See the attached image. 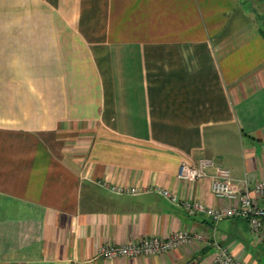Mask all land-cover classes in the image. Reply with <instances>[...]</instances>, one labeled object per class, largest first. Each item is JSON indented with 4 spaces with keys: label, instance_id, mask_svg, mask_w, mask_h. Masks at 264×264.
Instances as JSON below:
<instances>
[{
    "label": "crops",
    "instance_id": "obj_1",
    "mask_svg": "<svg viewBox=\"0 0 264 264\" xmlns=\"http://www.w3.org/2000/svg\"><path fill=\"white\" fill-rule=\"evenodd\" d=\"M255 0H0V264H213L216 244L264 264L246 220L213 224L157 185L222 208L211 159L264 178V37ZM200 233L168 252L105 259V245ZM200 258V259H198Z\"/></svg>",
    "mask_w": 264,
    "mask_h": 264
},
{
    "label": "built area",
    "instance_id": "obj_2",
    "mask_svg": "<svg viewBox=\"0 0 264 264\" xmlns=\"http://www.w3.org/2000/svg\"><path fill=\"white\" fill-rule=\"evenodd\" d=\"M178 179L189 182L209 183L211 193L227 202H236V205H227L215 208L201 200H180L170 190L157 185L139 187H124L103 182L101 185L116 194H143L156 193L172 205L181 206L189 215L201 214L213 224L231 219L241 218L247 221L251 236L264 248V178L253 185L246 177L242 179V189L237 191L232 185V178L227 168L218 166L211 159L201 158L196 164H182L177 173ZM205 241L200 233L190 234L186 231L171 232L163 237L149 236L131 241L123 245H105L100 256L113 259L123 256H149L168 252L189 242ZM213 264H243L240 257L230 254L228 248L216 244Z\"/></svg>",
    "mask_w": 264,
    "mask_h": 264
},
{
    "label": "rangeland",
    "instance_id": "obj_3",
    "mask_svg": "<svg viewBox=\"0 0 264 264\" xmlns=\"http://www.w3.org/2000/svg\"><path fill=\"white\" fill-rule=\"evenodd\" d=\"M261 9H264V6L262 4V6L260 8H258V5H257V9L254 10L255 13H256V16L258 15V23L260 25V27L262 28L263 32H264V11L262 12Z\"/></svg>",
    "mask_w": 264,
    "mask_h": 264
},
{
    "label": "trees",
    "instance_id": "obj_4",
    "mask_svg": "<svg viewBox=\"0 0 264 264\" xmlns=\"http://www.w3.org/2000/svg\"><path fill=\"white\" fill-rule=\"evenodd\" d=\"M255 4H256V7H257V5H258V8H260L261 6H262V4H263V6H264V0H255ZM264 11V9H261V11ZM262 11V12H263ZM260 33H261V35L264 37V32H263V30H262V28H260Z\"/></svg>",
    "mask_w": 264,
    "mask_h": 264
},
{
    "label": "water",
    "instance_id": "obj_5",
    "mask_svg": "<svg viewBox=\"0 0 264 264\" xmlns=\"http://www.w3.org/2000/svg\"><path fill=\"white\" fill-rule=\"evenodd\" d=\"M198 259H200V258H198ZM196 262H197V260H196V261H193V262H191L190 264H196Z\"/></svg>",
    "mask_w": 264,
    "mask_h": 264
}]
</instances>
